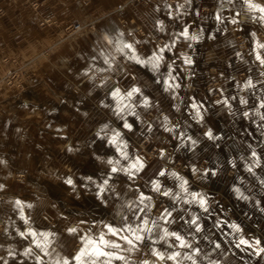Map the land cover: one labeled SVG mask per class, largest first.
I'll use <instances>...</instances> for the list:
<instances>
[{
    "label": "rangeland",
    "instance_id": "rangeland-1",
    "mask_svg": "<svg viewBox=\"0 0 264 264\" xmlns=\"http://www.w3.org/2000/svg\"><path fill=\"white\" fill-rule=\"evenodd\" d=\"M150 1L46 0L42 18L34 0H0V264L71 261L122 217L152 228L129 264H175L152 248L181 264H264V14L245 0H159L150 31Z\"/></svg>",
    "mask_w": 264,
    "mask_h": 264
},
{
    "label": "snow or ice",
    "instance_id": "snow-or-ice-1",
    "mask_svg": "<svg viewBox=\"0 0 264 264\" xmlns=\"http://www.w3.org/2000/svg\"><path fill=\"white\" fill-rule=\"evenodd\" d=\"M245 2L247 3L248 8L250 10L259 11L260 13L264 14V7H260L259 5L252 3L251 0H245ZM217 19H219V16L217 17ZM260 19L264 20V15H261ZM184 35L187 36V30H185ZM192 39H196V37H192ZM258 47L264 48V44H260L258 45ZM125 49H128L129 51L133 52V55L130 57L131 59H134L139 63H145V61H140L139 57H137L134 54V49L132 44L125 43L122 46L118 47L117 50L123 52ZM161 51H163V49ZM256 58L257 60L260 61L261 64H264V59H261L259 54H257ZM161 59H162L161 56L154 55L152 57V60L147 62L153 63V67H156L158 66V63ZM105 63H109L107 58L105 59ZM186 63H191V60L186 59ZM101 71H103V69ZM250 84L251 81H249V85ZM169 87H173V85L170 84ZM136 92H139V89L133 88L130 92L127 93V96L131 97L133 93ZM112 95L114 97H118L120 95L119 90L113 92ZM121 99L124 98L121 97ZM145 103H147V101H145ZM242 103H246V101H242ZM261 106L264 107V104H262ZM193 107L196 106L193 105ZM198 112L199 110L197 109V113ZM245 115H247V113H245ZM125 127H130V125L125 124ZM208 135L211 137V132H209ZM115 139L116 138L113 137L112 143H115ZM122 155H125L126 157V153H122ZM253 155H255V153H253ZM109 163H112V161H109ZM142 167H143L142 162L139 159H137L135 163H132L130 165V169H128V171L131 174V169H136L137 171H139L140 168ZM116 171L117 168L113 167L112 172H116ZM160 175H164V173L161 172ZM67 183L71 184L72 180L69 179ZM107 184H108V180H104L103 185L98 186L100 189L98 195L103 193L104 186H106ZM181 187L183 188V184L181 185ZM154 189L159 191V184H154ZM163 194L169 195L168 192H165ZM145 199H150V198L141 195L140 203L143 204ZM193 199H195V194H193ZM16 203L17 205H20L19 201H17ZM199 203L201 207H204L206 201L200 199ZM129 207H131V205H129ZM144 210H145L144 208L140 209L141 212H143ZM205 210L207 209L205 208ZM165 212H166V216L162 215L161 218L165 219V222H167L166 217L171 216V212H167V210H165ZM21 215H23V213H21ZM122 219L124 220V224L121 227H115L111 224H106L104 225L106 231H102L99 235L95 237L92 236L82 237L81 241L83 246L78 250V253L72 258V260L69 261L67 258H57L55 264H114L115 261H120L121 264H129V255L132 254L133 252H138L140 250L139 246L143 244L146 239L145 233L148 234L147 238L151 239L152 228L149 227V221L147 219L141 220V223L138 225H133L131 222H128L127 217H122ZM137 219H140V217H137ZM151 223L153 226L156 225L155 221H152ZM191 224L196 225L197 232L200 231V227L197 224V220L195 218L192 219ZM232 227L236 228V230L239 231L237 226L233 225ZM69 231L76 232V229L72 228L69 229ZM28 234L33 237L37 236V233L31 231ZM21 235H25V233H21ZM39 235L43 237V243L37 240L35 241V246L37 248H40L45 255H48L49 254L48 245L50 243L48 237L51 234L40 233ZM109 236L116 237L117 239H109L108 238ZM168 237H174L175 240L179 242L178 247L191 248V245L188 244L179 234H177L176 232H169L167 229H164V233L162 236H160V240H166ZM157 242L158 241L156 240L151 241L152 244H155ZM239 243L243 245L249 244L247 240H243V239H241ZM259 243L260 242L257 240L256 244L259 245ZM216 247L219 248L220 245L217 244ZM31 252L32 249L29 248L26 250L25 255H29L31 254ZM260 252H264V249H259L257 254L259 255ZM125 253H127L128 255H126ZM198 253H199V249H195L194 254H198ZM151 254L160 261L171 260L175 262V264H181V261L178 259L182 255L180 252H174L166 256L163 252H160L159 250L152 248ZM183 258L187 260H192L193 264H195L192 255L185 254ZM36 260H37V264H41V258L39 256L36 257ZM142 264H150V262L148 260H144Z\"/></svg>",
    "mask_w": 264,
    "mask_h": 264
},
{
    "label": "crops",
    "instance_id": "crops-1",
    "mask_svg": "<svg viewBox=\"0 0 264 264\" xmlns=\"http://www.w3.org/2000/svg\"><path fill=\"white\" fill-rule=\"evenodd\" d=\"M46 1V0H45ZM45 1H40V0H34V2L36 3V6L42 7L41 11L39 12V15L42 18H48L50 17V15H48L49 13H51L50 8H47ZM159 0H151L150 3H153L151 5V11L147 12V19L149 20V23L151 24V27L149 28L150 31H155V26H154V21L159 18V15H157V11L154 9L156 6V3ZM44 7V8H43Z\"/></svg>",
    "mask_w": 264,
    "mask_h": 264
},
{
    "label": "built area",
    "instance_id": "built-area-1",
    "mask_svg": "<svg viewBox=\"0 0 264 264\" xmlns=\"http://www.w3.org/2000/svg\"><path fill=\"white\" fill-rule=\"evenodd\" d=\"M79 28H80L79 24H71V25H68L67 27H65L64 29L67 33H73L74 31L78 30ZM147 142L148 141L146 139H143L141 141V146L143 147L145 144H147ZM148 145L146 146V148H147L146 152L149 154V156H151V154L153 153L155 148H154V146L148 147Z\"/></svg>",
    "mask_w": 264,
    "mask_h": 264
}]
</instances>
